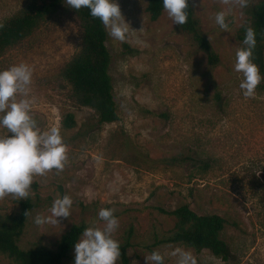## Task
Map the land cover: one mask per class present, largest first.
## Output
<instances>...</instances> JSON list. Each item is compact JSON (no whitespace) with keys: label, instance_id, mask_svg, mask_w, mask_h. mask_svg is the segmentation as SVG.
<instances>
[{"label":"rangeland","instance_id":"1","mask_svg":"<svg viewBox=\"0 0 264 264\" xmlns=\"http://www.w3.org/2000/svg\"><path fill=\"white\" fill-rule=\"evenodd\" d=\"M26 1L0 0V21ZM189 1L218 56L215 66L164 9L151 20L146 0H117L129 28L121 41L105 27L118 113L113 122L99 124L91 108L74 100L61 75L80 47L81 28L70 12L60 8L47 15L0 56V70L19 63L31 68L30 115L41 131L59 127L67 154L62 171L33 177L29 196L35 206L20 247L54 248L73 224L102 226L98 211L111 208L119 221L114 238L130 242L129 264H148L145 257L154 250L164 264H177L179 257L171 255L177 248L190 254L189 264H264V88L258 84L255 95L245 97L239 88L242 74L233 70L236 31L246 15L237 0ZM219 11L227 13L226 30L215 22ZM66 113L73 114L71 128L62 126ZM7 134L0 127V136ZM175 155L192 156L195 164H167L165 159ZM64 195L73 201L69 217L36 225L34 218L50 215L53 201ZM18 200L10 194L0 198V211L14 212ZM182 203L197 214L226 220L219 234L229 249L226 259L207 249L153 245L155 236L174 224V217L160 209ZM73 255L74 248L64 264H73ZM0 264L14 262L0 254Z\"/></svg>","mask_w":264,"mask_h":264},{"label":"trees","instance_id":"2","mask_svg":"<svg viewBox=\"0 0 264 264\" xmlns=\"http://www.w3.org/2000/svg\"><path fill=\"white\" fill-rule=\"evenodd\" d=\"M63 8L75 15L81 28L79 50L65 63L61 70L63 79L70 85L74 100L82 106L91 108L99 124L118 120L116 103L113 96L112 78L109 73L111 55L106 46L107 32L103 23L90 15L87 8L79 10L68 7L64 0H27L25 6L16 14L0 21V56L11 46L28 37L39 22L47 15ZM146 12L151 20H156L163 11L162 0H146ZM245 22L237 29L236 39L239 47L245 36V29L252 27L256 33V46L253 49V62L264 76V0H247L243 7ZM187 23L177 27L190 35L199 50L205 53L207 64L215 66L218 56L213 51L209 40L199 30L198 20L188 0ZM127 47V45H124ZM264 88V79L259 83ZM219 98V94H215ZM62 126L71 128L75 125L72 113H66ZM167 164L181 165L185 162L195 164L189 155H175L165 159ZM206 168L208 163H200ZM14 212L0 211V254L11 259L14 264H64V259L74 248L86 227L83 222L73 224L61 235L54 248L35 245L22 248L18 244L26 220L35 202L27 199L17 201ZM174 217L172 229L161 236H155L153 245H185L195 251L209 250L213 255L226 259L229 256L227 244L220 238L226 220L215 213L197 214L188 204L182 203L172 210L160 209ZM26 213V214H25ZM120 243L121 264H129L127 248L130 242L126 239ZM74 255L72 256V262Z\"/></svg>","mask_w":264,"mask_h":264},{"label":"clouds","instance_id":"3","mask_svg":"<svg viewBox=\"0 0 264 264\" xmlns=\"http://www.w3.org/2000/svg\"><path fill=\"white\" fill-rule=\"evenodd\" d=\"M241 7L247 0H237ZM73 9L87 8L92 17L98 18L117 40H125L129 24L125 21L117 0H64ZM163 9L172 22L184 25L188 20V0H162ZM225 11L215 15V22L221 29H227ZM242 47L235 51L233 70L242 74L239 88L245 97H253L257 85L264 79L253 62L256 33L252 27L245 29ZM32 83V70L25 63H19L0 70V127L8 130L0 136V198L12 195L27 199L35 175H44L51 169L62 171L67 159L66 145L60 129L53 126L41 131L30 115L31 99L28 96ZM17 94L20 98L16 99ZM72 198L64 195L53 201L50 215H37L36 225L59 223L58 218H68ZM26 214V213H25ZM98 217L102 226L84 228L74 243L73 264H116L120 256V243L113 236L119 227L114 209L102 208ZM171 255L178 256L177 264H189L190 254L179 248ZM148 264H164V256L154 250L145 257Z\"/></svg>","mask_w":264,"mask_h":264}]
</instances>
